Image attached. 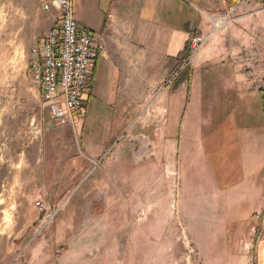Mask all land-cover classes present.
<instances>
[{
  "label": "rangeland",
  "instance_id": "374dc122",
  "mask_svg": "<svg viewBox=\"0 0 264 264\" xmlns=\"http://www.w3.org/2000/svg\"><path fill=\"white\" fill-rule=\"evenodd\" d=\"M43 3L0 0V264H258L264 203L246 232L227 237L226 197L205 196L188 173L176 128H123L77 174L72 163L85 150L76 127L51 119L30 73L33 49L58 15ZM259 23L249 49L260 70L244 69L264 76ZM99 178L108 182L101 191Z\"/></svg>",
  "mask_w": 264,
  "mask_h": 264
},
{
  "label": "crops",
  "instance_id": "0c3cea01",
  "mask_svg": "<svg viewBox=\"0 0 264 264\" xmlns=\"http://www.w3.org/2000/svg\"><path fill=\"white\" fill-rule=\"evenodd\" d=\"M230 6L229 0H74L79 24L103 34L106 48L93 66L86 111L76 119L85 152H76L72 164L83 174L91 156L106 152L123 128L128 133L136 126L176 128L186 144L188 173L199 175L205 196L226 197L223 222L234 239L248 230L253 210L264 203V76L244 69L252 64L260 70L249 47H255L251 29H261L264 15H258L264 10L241 9L235 22L214 29L212 17ZM196 31L210 38L185 79L188 84L163 86L187 56ZM152 111L160 116L152 118ZM99 180L101 191L108 182ZM202 200L195 202L205 207ZM257 255L264 264V240Z\"/></svg>",
  "mask_w": 264,
  "mask_h": 264
},
{
  "label": "built area",
  "instance_id": "2783aa9c",
  "mask_svg": "<svg viewBox=\"0 0 264 264\" xmlns=\"http://www.w3.org/2000/svg\"><path fill=\"white\" fill-rule=\"evenodd\" d=\"M229 1L231 6L226 14L212 17L216 30L235 22L241 9L247 8L251 14L264 10V0ZM258 6L262 10H258ZM42 7L44 10L57 9L58 16L39 46L33 49L30 73L52 119L59 125L75 126L76 119L86 111L93 66L98 55L106 48V38L79 24L74 12V0H47ZM209 38L201 31L191 36L187 56L172 70L165 86H172L182 72L194 68ZM188 81L184 80L182 84L187 85ZM37 204L43 207L42 202Z\"/></svg>",
  "mask_w": 264,
  "mask_h": 264
},
{
  "label": "trees",
  "instance_id": "16d2710c",
  "mask_svg": "<svg viewBox=\"0 0 264 264\" xmlns=\"http://www.w3.org/2000/svg\"><path fill=\"white\" fill-rule=\"evenodd\" d=\"M188 75H189V71L182 72L180 76L177 78V80L174 82L175 83L174 87L178 85L180 86L184 82V80L188 78Z\"/></svg>",
  "mask_w": 264,
  "mask_h": 264
}]
</instances>
